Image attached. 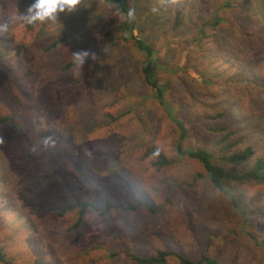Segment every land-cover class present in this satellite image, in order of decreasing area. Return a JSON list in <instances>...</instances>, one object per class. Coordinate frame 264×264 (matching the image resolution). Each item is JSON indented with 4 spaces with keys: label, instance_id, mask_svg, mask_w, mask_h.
<instances>
[{
    "label": "rangeland",
    "instance_id": "obj_1",
    "mask_svg": "<svg viewBox=\"0 0 264 264\" xmlns=\"http://www.w3.org/2000/svg\"><path fill=\"white\" fill-rule=\"evenodd\" d=\"M129 1L154 61L174 70L160 80L190 123L182 148L210 152L227 171L223 155L231 149L221 139L238 142L229 132L239 128L246 138L233 151L252 146L264 155V43L227 40L226 26L205 32L206 39L197 33L219 5L236 2L232 18H245L264 37V0ZM30 2L0 0V22ZM114 21L100 0H82L55 24L0 33V118L15 124L0 125L4 259L139 264L131 256L175 250L194 262L206 255L218 264H264V222L253 217L263 209L264 186L225 184L247 211L245 222L197 161L176 154L178 129L142 80V54L121 40ZM80 50L96 59L77 66L72 52ZM183 68L187 74L177 73ZM206 73L213 84L193 77ZM165 264L179 263L169 257Z\"/></svg>",
    "mask_w": 264,
    "mask_h": 264
},
{
    "label": "trees",
    "instance_id": "obj_2",
    "mask_svg": "<svg viewBox=\"0 0 264 264\" xmlns=\"http://www.w3.org/2000/svg\"><path fill=\"white\" fill-rule=\"evenodd\" d=\"M103 5H105L113 16L115 20V24L118 28V31L121 36V40L124 42H130L133 44L134 48L142 54V63L140 68V73L143 82L146 86L152 91V95L154 100L158 103L162 110L165 112L167 118L173 122V124L177 127L179 132V142L176 146V154L181 158H189L194 161H197L204 169L206 178L212 184V186L219 191L226 193L231 200L233 207L246 218L247 211L244 207L240 206L236 200L235 195L230 192L228 185L225 184L227 182H233L238 184H254V185H263L264 186V155H259L255 152L252 146H247L243 149L241 153L233 151L235 148V144L239 143L246 138V135L237 128L232 132H229L230 135L236 134L239 135L240 138L234 143H226V138L229 136L225 135V138L221 139V142L224 144V151L230 150L231 152L228 154L226 152L223 155V161L228 163L231 168L227 171H223L219 166H217L213 162V156L210 152L203 149L196 150H185L182 148L180 142L187 138L188 136V128L190 126L189 121L182 118L176 111V102L169 99L167 93L171 89L168 87L166 82H162L160 79L162 77V73L169 72L174 73V70L168 66L158 63L156 60L154 61L155 51L152 46H150L144 38L141 36L139 32V27L137 24V18L130 5L129 0H100ZM229 2H225L215 10H213L206 18V20L198 26L197 33L201 36L202 39H206L205 32L207 34L208 31L217 32L220 28L226 26L231 29V36L228 39L232 38L233 40L242 39L241 41H256L259 40L260 43H264V37L258 36L251 32L249 29L250 26L247 25L246 19L241 18L237 15V20H234L231 15H233L232 11L234 9V4ZM222 9V10H221ZM222 11V14H221ZM174 21L175 29L179 26V16H176ZM223 24V25H222ZM222 25V26H221ZM205 35V36H204ZM208 35V34H207ZM228 35V34H226ZM227 37V36H226ZM261 38V40H260ZM60 43L61 39L57 40ZM226 39L221 38V44L226 43ZM255 43V42H253ZM250 48V47H249ZM151 59L153 61H151ZM71 65V64H69ZM67 65V67H69ZM192 70V69H191ZM193 71V70H192ZM179 74H187V69H180ZM195 79H199L200 82L210 85L213 84L214 76H210L207 73L202 76H193ZM247 81V80H244ZM242 82V81H241ZM13 121L10 118H0V125L5 122ZM13 126L15 124L12 122ZM212 132L221 134L225 130L226 127H213L209 128ZM241 144V143H240ZM156 156L157 164L159 166H166L167 161L160 155L159 153H154ZM4 197L2 196V192L0 191V201H2ZM87 207H90V204L85 203L82 206V212L85 211ZM144 207L151 213H155L152 207L149 206L148 203H144ZM253 217L260 218L264 222V205L263 209L260 211H256ZM246 218L243 221H247ZM25 228H31L30 225H25ZM169 257H174L179 264H218L216 260L213 258L202 255L198 261H190L189 259L179 255L175 250H166L159 251L155 255L137 258L135 256H131V259L138 262L139 264H165L166 260ZM0 262H4L5 264H11L9 260H5L3 254L0 252Z\"/></svg>",
    "mask_w": 264,
    "mask_h": 264
},
{
    "label": "clouds",
    "instance_id": "obj_3",
    "mask_svg": "<svg viewBox=\"0 0 264 264\" xmlns=\"http://www.w3.org/2000/svg\"><path fill=\"white\" fill-rule=\"evenodd\" d=\"M82 0H31L23 12L9 16L0 22V33L9 32L17 24L28 26L55 24L61 20V14L70 15L77 11ZM73 62L82 67L89 59L95 60L96 54L89 50L72 52ZM47 143V140L45 141Z\"/></svg>",
    "mask_w": 264,
    "mask_h": 264
}]
</instances>
